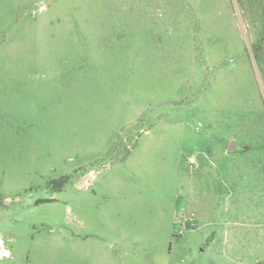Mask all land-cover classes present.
<instances>
[{"label": "rangeland", "instance_id": "rangeland-1", "mask_svg": "<svg viewBox=\"0 0 264 264\" xmlns=\"http://www.w3.org/2000/svg\"><path fill=\"white\" fill-rule=\"evenodd\" d=\"M0 240L264 264V0H0Z\"/></svg>", "mask_w": 264, "mask_h": 264}, {"label": "built area", "instance_id": "built-area-1", "mask_svg": "<svg viewBox=\"0 0 264 264\" xmlns=\"http://www.w3.org/2000/svg\"><path fill=\"white\" fill-rule=\"evenodd\" d=\"M9 254L8 250L4 247L3 242L0 240V258L7 257Z\"/></svg>", "mask_w": 264, "mask_h": 264}, {"label": "water", "instance_id": "water-1", "mask_svg": "<svg viewBox=\"0 0 264 264\" xmlns=\"http://www.w3.org/2000/svg\"><path fill=\"white\" fill-rule=\"evenodd\" d=\"M236 149H239V147L237 146V144L234 141L229 142L227 151L228 152H233Z\"/></svg>", "mask_w": 264, "mask_h": 264}]
</instances>
